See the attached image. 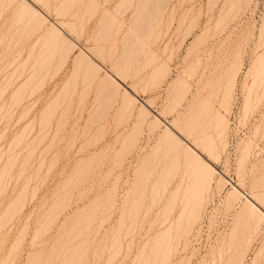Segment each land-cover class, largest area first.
<instances>
[{
  "label": "rangeland",
  "instance_id": "rangeland-1",
  "mask_svg": "<svg viewBox=\"0 0 264 264\" xmlns=\"http://www.w3.org/2000/svg\"><path fill=\"white\" fill-rule=\"evenodd\" d=\"M17 1L11 4L7 0H0V95L3 91L0 96V109H3L0 113V264H138L134 263L137 261L134 258L143 243L159 230L156 224L148 231V221L154 219L153 215L158 209V206L149 209L152 185L155 179H161L165 169L171 165L169 163H173L170 157L177 152L171 153L169 143L162 142L166 135L163 130L167 123L176 121L180 124L177 120L186 115L189 105L202 93L216 107L213 106L214 109L227 117L223 138L225 145L223 148L219 146L220 156L215 158L216 161L207 151L202 154L210 159L217 172L199 217L183 234L180 244H176L168 264H264V220L258 231H254L257 215L249 213L246 200V197H250L264 211V81L261 80L262 73L257 70L259 62L256 58L264 55V0H169L162 20L142 18V23L134 19L137 0H132L135 3H131V7L128 5L129 9H126L127 4L119 5L122 0H75L78 4L74 7L73 1L74 8L70 12L68 9L71 5L68 3L72 0L61 8L62 4L57 5L58 1L63 0H43L49 3L48 7L43 1ZM32 1L50 16L49 22L41 24L42 28L38 25L41 18L35 16L39 20L35 23L33 20L36 19L30 13ZM18 4H26L30 10L24 11L23 6L18 7ZM54 6L63 14L68 10V15H57L58 10L54 11ZM19 8L25 20L23 16L19 18ZM26 12L33 15L28 20L34 22L35 28L38 25L37 29L26 20ZM62 21L69 25L71 21L75 23L76 36L70 33L72 27L66 23L70 31ZM58 23L64 26L66 32L70 31L68 33L78 41L80 47L92 55L97 52L93 58L95 56L94 60L102 64V69L97 71V75L89 73V77L88 72L85 73L86 66L77 65L72 59L81 53L79 48L70 52L66 63L61 60L65 63L63 67L59 65L61 61L58 62L61 58L59 53H53L55 59L49 64L50 69L44 70L45 78L43 72L40 75L43 81L40 78L33 80L26 92L21 93V101H17L18 97L15 99L13 92L25 82L31 67L33 70L37 66H33L32 62L38 59L35 58L39 56L36 53L38 49H44L39 40L48 32L50 34L53 24ZM108 26L112 29H106ZM192 27L194 29L188 35L187 29ZM134 28L138 32L139 29L141 32L145 30L144 34L140 32L132 36L127 30ZM134 37H139L134 42L135 46L141 41L137 49L130 45ZM32 45L36 47L32 49ZM128 46L134 48V51L130 50L131 53L136 51L132 55L137 62H132L135 61L133 57L130 60L134 65L121 64V60L126 59L123 50H129ZM96 47H100V53L95 52ZM29 54L35 55L34 61ZM117 56L123 59L118 57L121 59L119 61ZM138 57L142 61L137 60ZM29 62L32 66H29ZM138 62L142 68L145 64V68H139L136 77L133 73L139 67ZM21 63L23 67L19 65ZM58 65L62 67L60 70ZM123 65L132 68L127 70V75L123 72L124 83H121L122 87L119 86L120 95L117 93V97L111 100L107 93L112 92H106L103 88V78H106V72L113 73L121 68L125 70ZM161 66L163 73H153ZM234 72L236 78L227 111L220 105L223 94L220 88L223 84L219 83H225L226 78L228 80L232 75L234 77ZM257 73H261V87L255 80H259ZM19 74L22 76L19 77ZM253 74H257L256 77ZM11 75L13 77L10 78ZM75 75L77 78L73 79ZM68 80L76 81L75 89L69 90V93L65 85L73 84V81ZM10 81L11 84H8ZM252 82L254 85L257 83L258 88ZM250 85L253 89L248 88ZM128 86L133 87V92H130L137 99L134 100L135 104L132 102L129 105L132 107L124 108L125 99L121 96L123 93L126 96ZM247 88L251 90L246 91ZM64 90L67 95L63 93ZM247 92H251L248 93L250 100L255 101L262 94V100H251L249 110L244 106ZM57 96H65V100L62 97L63 104L58 105L60 108L56 109L54 115H45L47 106L59 99ZM129 96L131 99L132 96ZM15 102L21 103L14 105ZM141 102L147 110L144 106L140 109L143 105ZM139 112L145 116H139ZM47 115L53 117L48 120ZM157 118L161 120L159 124ZM155 119L156 126H153ZM174 131L176 134L180 132L177 128ZM240 151L244 153L240 154ZM245 151L249 152L248 155ZM221 179L224 184L218 182ZM233 185L240 189L243 196L238 194L239 197L235 199L228 195ZM142 193H145L144 196ZM13 202L17 207L15 205L11 209ZM161 205L163 203L159 211ZM7 209L9 213L15 210L11 220ZM138 212L139 220L131 226ZM146 212H149L146 221L141 223ZM176 212H179V207L173 216L177 215ZM3 224L7 225L3 227ZM58 253L59 256H56Z\"/></svg>",
  "mask_w": 264,
  "mask_h": 264
},
{
  "label": "bare ground",
  "instance_id": "bare-ground-1",
  "mask_svg": "<svg viewBox=\"0 0 264 264\" xmlns=\"http://www.w3.org/2000/svg\"><path fill=\"white\" fill-rule=\"evenodd\" d=\"M7 1H9V3H11L12 4V2H16V0L15 1H13V0H7ZM19 1V0H18ZM18 1H17V3H18ZM37 1H40V3H41V1H43V0H37ZM45 1V0H44ZM43 1V2H44ZM64 1V3H62ZM63 1H60V3H59V1H58V5H57V7H59V5L60 4H62V5H60V8L61 7H63V5L65 4L66 5V2H69L68 0L66 1V0H63ZM74 1V2H73ZM184 1V0H183ZM182 1V2H183ZM217 1V0H216ZM240 1V0H239ZM26 2V4H28L29 3V1H28V3H27V1H25ZM34 2H35V0H34ZM33 1H32V6H31V10H30V8L28 9V5H26L25 4V6H24V4L22 5L23 6V10L24 11H28V10H30L31 12V14L33 13V15H34V17H32L31 15H30V13H28V12H26L25 13V16L27 17V15L26 14H28V17H27V19L26 20H28V18L30 19V16L34 19H36V17L35 16H39L40 18H41V22H39V20L38 19H36V20H33V21H35V23H36V21L37 22H39L40 24H38L39 25V28H42L41 27V24L44 22L45 23V21L47 22L49 19H48V17H50V16H48L47 14L48 13H45L41 8H39L38 7V5H36L35 3H34ZM75 4V5H73V3ZM78 1H76L75 2V0H72L70 3H68V5H71L70 6V8H71V10H70V8H69V6L67 5V7L69 8L68 10H69V12L70 11H72V7L74 6H76L78 3H77ZM80 2V1H79ZM126 0H122V2H120L119 1V5L121 4V5H125V4H127L126 5V7L128 6V7H131V3H135L134 5H136V7L134 6V19H138L139 20V22H141L142 20H140V19H142L143 18V20H152V19H157L158 21H159V19L160 20H162L163 18L162 17H164L163 15H164V13H165V11H166V8L168 7V5H167V3H169V0H137V1H132L131 0V2H130V0L128 1V3L126 2ZM176 2V1H175ZM182 2H180L181 4H182ZM214 2V1H213ZM8 3V4H9ZM22 3H23V1H22ZM44 3H46V2H44ZM43 3V4H44ZM77 3V4H76ZM210 3H211V1H210ZM49 3H46V4H44V5H46L47 7L48 6H50V5H48ZM92 4V3H91ZM94 4H95V2H94ZM73 5V6H72ZM118 5V6H119ZM123 5V6H124ZM133 5V4H132ZM18 7H22V6H19V4L17 5ZM45 6V7H46ZM97 6V5H96ZM122 6V7H123ZM66 7V8H67ZM73 7V8H74ZM92 7V6H91ZM95 7V6H94ZM126 8V9H129V8ZM24 8H26V9H24ZM32 8H33V11H32ZM66 8H64L65 10H67ZM97 8V7H96ZM119 8L121 9V7L119 6ZM125 8V7H124ZM55 9H56V11L58 10L57 8H55V6H54V11H55ZM53 10V9H52ZM61 11H62V9H60ZM67 10V11H68ZM17 11L19 12V14L21 15V17H20V15H19V18H22V16H23V11H21V8H19V10L17 9ZM67 11H66V15H68V13H67ZM172 11V10H171ZM50 13V12H49ZM58 13H60V14H63V12L61 13V12H59V10H58V12H57V15H60V14H58ZM132 13V12H131ZM65 14H63V15H65ZM169 14V13H168ZM171 14V13H170ZM63 15H61L62 17H64ZM69 15H71V14H69ZM113 15H115V14H113ZM73 16H75V15H73ZM112 16V15H111ZM110 16V17H111ZM117 17V16H116ZM109 18V17H108ZM113 18V17H112ZM131 18V17H130ZM133 18V17H132ZM23 19L25 20V17L23 16ZM197 20V19H196ZM20 21V20H19ZM21 21H23L22 19H21ZM29 21V20H28ZM32 21V20H31ZM31 21H29V23L30 24H33L34 22L32 21V23H31ZM49 22V21H48ZM63 22V21H62ZM61 22V23H62ZM150 22V21H149ZM28 23V22H27ZM64 24H66V23H68V22H63ZM62 23V24H63ZM71 23V25H69V23H68V25L70 26V27H72L71 28V30H72V32H70L71 30L69 29L70 27L69 26H67V24L65 25V28L67 27V29H69L70 31H68V32H70L71 33V35H72V33L73 34H75L76 33V28H75V23H73L72 21L70 22ZM111 23H113V22H111ZM142 23V22H141ZM145 23V22H144ZM195 23V22H194ZM59 24V23H58ZM61 24V25H62ZM63 24V25H64ZM82 24V23H81ZM34 25V28H35V24H33ZM38 25H36V28L35 29H37L38 27ZM44 25V24H43ZM50 25H52V24H50ZM60 26V24L59 25H55V24H53V28L51 27V30H50V34H49V32H48V29H47V32H48V34L47 35H49V36H47V35H45V37H47V40H44V38L42 37L41 38V40H39V41H41V44H43V45H40V46H43L44 47V49H42V47H41V49H38L39 51L41 50V52H39L38 50H35V51H38V52H36V53H39V56L37 57H35L37 60H36V62H32V65H33V63H34V65L33 66H36V64H37V66L39 65V68L36 66V67H33V70H34V68H37V69H35L34 70V72H32L31 73V71H33L32 70V67H31V71L28 73V74H30L27 78H25L24 80H25V82H23V84H21V86H20V88L17 90V91H15V93L13 92V95L15 96V99H16V97H18V99H16L17 101L19 100V101H21V98H20V96H22V92H26V88H29L30 87V85H32L33 83L32 82H34L33 80H36L37 78H40L42 81H43V79L45 78V73H44V70L46 71V69L48 68V67H51V65H49V64H52L51 63V61L52 62H54L52 59H55L54 58V55L56 54V52L57 53H59V55H60V57L61 58H64V59H61L60 57V59L58 60V62L59 61H61V60H63V61H65V63H66V61H68L69 59V56H70V52L72 53V51L74 50V49H76V48H79L80 50H81V53L79 54H77V55H75L74 56V58H72V59H74V61H75V64L77 63V65H84V66H86V67H84V69L86 68V72L85 73H87L88 72V75H89V77H91V75L90 74H93V75H95V73H96V75L98 74L97 73V71H99L100 69H102V64L100 65V64H98L95 60H97V59H95L94 60V58H95V56H94V58H93V55L94 54H96L97 52H96V50L100 53V47H96L97 49H94L95 50V52L96 53H94L91 49V51H92V53H94L93 55L91 54V52L89 51H86L84 48H82V46L80 47L79 46V44H78V41H76L75 39H73L72 37H71V35H70V33H68V32H66V29L64 30L63 29V27L64 26ZM79 25V24H78ZM113 25V24H112ZM111 25V26H112ZM131 25V24H130ZM109 27L108 26V28H106V29H108V30H110V29H112V27ZM194 26V25H193ZM69 27V28H68ZM133 27V26H132ZM190 27V26H189ZM110 28V29H109ZM114 28V27H113ZM141 28V27H140ZM147 29V27H144V29ZM105 29V30H106ZM137 29H138V27H137ZM136 29V30H137ZM194 29V27H192V28H189V29H187V34L189 35L191 32H192V30ZM34 30V29H33ZM104 30V33L106 32ZM108 30H107V32H108ZM130 30H132V31H130ZM135 30V28L134 29H129V30H127L129 33H131L132 34V36H136V34L138 35L141 31H140V29H139V32L138 31H134ZM65 31V32H64ZM78 31V30H77ZM145 31V30H144ZM143 31V32H144ZM75 32V33H74ZM111 32V31H110ZM127 32V33H128ZM136 32V33H135ZM138 32V33H137ZM143 32H141V33H143ZM148 32V31H147ZM79 33V32H78ZM134 33V34H133ZM46 34V33H45ZM103 34V33H102ZM130 34V35H131ZM144 34V33H143ZM142 34V35H143ZM187 34H186V36H187ZM129 35V34H128ZM129 35V36H130ZM141 35V34H140ZM202 35V34H201ZM75 36H76V34H75ZM79 37V36H78ZM105 37V35L104 36H102V38H101V40L103 39ZM128 37V36H127ZM106 38H108L107 37V35H106ZM139 38V37H138ZM138 38H136L135 39V37H134V41H132L131 43H130V45H134L135 46V44H134V42H137V40H139ZM199 38V37H198ZM44 40V42L46 43H44L43 42V40ZM46 39V38H45ZM130 39V38H129ZM140 39H142V38H140ZM197 39V38H196ZM195 39V40H196ZM100 40V39H99ZM105 40V39H104ZM128 40V39H127ZM131 40H133V37H132V39H130V41ZM125 41V40H124ZM128 42H129V40H128ZM127 42V43H128ZM140 42L141 41H139V44H140ZM197 43V42H196ZM195 43V44H196ZM36 44V43H35ZM138 44V45H139ZM263 44V43H262ZM45 45V46H44ZM127 45H129V43L127 44ZM129 45V46H130ZM137 45V44H136ZM137 45V46H138ZM146 45V44H145ZM144 45V48L146 47ZM197 45H198V43H197ZM33 46V45H32ZM31 46V48L32 49H34V47H36L35 45L32 47ZM126 46V45H125ZM128 46V47H129ZM137 46H135L134 48H136L137 49ZM141 48H143V44L141 43ZM132 47V46H131ZM131 47H129L130 49L128 50L127 48H125L126 50H123L125 53H126V51L128 52V53H121L123 56H125V61H123V60H121V59H123L121 56L119 57V56H117V59H119V58H121V59H119V61L121 60V64H122V62L123 63H126V64H133L134 62H137L135 59H134V54L136 53V51L135 52H132L133 53V55H132V53H131V51L130 50H133L134 51V48H132L131 49ZM140 47V46H139ZM147 48V47H146ZM102 49H103V47H102ZM135 49V50H136ZM31 50V49H30ZM100 50V51H99ZM140 50V49H139ZM145 50V49H144ZM147 50V49H146ZM122 51V50H121ZM122 51V52H123ZM129 51H130V53H129ZM143 51V50H142ZM148 51V50H147ZM30 52V51H29ZM140 52V51H139ZM144 52H146V51H144ZM31 54L33 53V50L30 52ZM53 53H55L54 55H53ZM62 53V54H61ZM142 53V52H141ZM146 53H148V52H146ZM31 54H29V56L31 57H27L28 59L30 58V59H32L33 58V61L35 60L34 59V56H31ZM35 54V53H34ZM119 54V53H118ZM264 54V53H263ZM63 55V56H62ZM155 55V54H154ZM260 55H261V53H260ZM51 56L53 57V58H51ZM113 56V55H112ZM139 56V55H138ZM55 57H57V56H55ZM115 57V56H114ZM119 57V58H118ZM133 57V59L135 60V61H132V62H130V60H131V58ZM137 57V56H136ZM135 57V58H136ZM27 58H25V60L27 59ZM111 58H113V57H111ZM139 58V57H138ZM154 58V57H153ZM257 58V62H259L258 64H259V67L262 65H264V55L262 56V57H256ZM258 58H259V61H258ZM68 59V60H67ZM117 59H116V61H117ZM132 59V60H133ZM145 59V56L143 57V60ZM137 60H141L140 58L139 59H137ZM30 61V60H29ZM118 61V62H119ZM142 61V60H141ZM154 61H155V59H154ZM256 61V60H255ZM24 62V61H23ZM26 63H28L27 62V60L25 61ZM24 62V63H25ZM24 63H23V65H24ZM60 63V62H59ZM58 63V64H59ZM65 63H63L62 61H61V64H59V65H62V67H63V64H65ZM15 64V63H14ZM30 64V65H29ZM29 66H32L31 65V63L29 62ZM120 64V65H121ZM142 64V63H141ZM254 64H256V63H254ZM257 64V65H258ZM261 64V65H260ZM19 65H21L22 66V63L21 64H19ZM18 65V66H19ZM26 65V64H25ZM59 65H58V70H60V68H62L61 66L59 67ZM77 65H75V66H77ZM115 65V64H114ZM117 65H119V64H117ZM134 65V64H133ZM132 65V66H133ZM138 65H139V67L137 68V70H135L136 72H134L133 73V75H135L136 77H138V73H139V68H142V67H140V66H142V65H140L139 64V62H138ZM138 65H136V66H138ZM144 65V68H145V64H143ZM165 65V64H164ZM163 65V67H166V66H164ZM17 66V67H18ZM28 66V67H29ZM124 66V65H123ZM126 66V65H125ZM124 66V69L125 70H123V68H121V69H116L113 73L110 71V72H106V70H105V72L107 73L106 75V78L104 77L103 79H104V81H105V79H106V81L104 82V81H102V86H103V88L104 89H106L105 91L107 92V90L108 91H110V92H112L111 94L110 93H107V94H109L110 96H111V100H114L115 98L114 97H117V95L119 94L120 95V93H118L119 92V90L121 89V88H119V86L121 85V83L123 82L122 81V79L124 78L123 76H124V74H126L127 75V73H129L128 71H130V70H128L129 68L126 66L125 67ZM253 66V65H252ZM23 67V66H22ZM25 67H27V66H25ZM134 67V66H133ZM258 67V66H257ZM259 67H258V69L257 70H259L258 72H261L262 73V76L263 77H261V73H257L258 74V77L257 78H259V77H261L262 79V81H264L263 80V78H264V66H263V68L260 70L259 69ZM76 68V67H75ZM83 68V67H82ZM132 68V67H131ZM130 68V69H131ZM136 68V67H135ZM144 68H142V70L144 69ZM155 67H153V69H154ZM157 68V67H156ZM155 68V69H156ZM160 68H162V66L161 67H159V69L157 68L156 70H154V72L153 73H155V71H156V73L158 74V73H160V72H164V70H162V69H160ZM252 68V67H251ZM16 69V68H15ZM18 69H19V67H18ZM29 69H27V71H29ZM50 68H48V70H49ZM164 69H166L167 70V68H164ZM255 69H256V67H255ZM47 70V71H48ZM128 70V71H127ZM139 70V71H138ZM257 70H256V72H257ZM18 71V70H17ZM26 70H25V74H26V72H27ZM108 71V70H107ZM113 71V70H112ZM132 71H134L133 69H132ZM238 72H239V70H237ZM42 72H43V74H42ZM123 72H124V74H123ZM126 72V73H125ZM162 72V73H163ZM237 72V73H238ZM12 73L13 74H15L13 71H12ZM90 73V74H89ZM137 73V74H136ZM155 73V74H156ZM11 74V73H10ZM17 74V73H16ZM24 74V75H25ZM44 75L43 76V79H42V77L40 76V75ZM131 74H132V72H131ZM131 74H128V75H131ZM154 74V75H155ZM156 74V75H157ZM161 74V73H160ZM159 74V75H160ZM236 73L234 72V75H235ZM256 74V75H257ZM22 75H23V73H22ZM22 75H18L19 77H21ZM87 75V74H86ZM85 75V76H86ZM92 75V76H93ZM125 75V77H127ZM256 75L254 76V74H253V76L254 77H256ZM260 75V76H259ZM15 76V75H14ZM40 76V77H39ZM77 75H75L74 76V78L73 79H75V78H77L76 77ZM162 76H164V75H161V77ZM227 76V75H226ZM231 76V75H230ZM233 76V75H232ZM230 77V78H228V80H227V78H226V82L225 83H219L220 85L221 84H223V85H221L220 87V92H221V90L223 91V94L221 95L222 96V98H221V100H220V105H221V107L223 106V107H225V110H227V111H229L228 109V106H230L229 105V103H230V98H229V95L231 94L230 92H232L231 90H232V88L234 87V83H235V78H236V75L234 76V77ZM11 77H13L12 75L10 76V78ZM19 77H17V78H19ZM25 77H26V75H25ZM94 78L96 77V76H93ZM156 77V76H155ZM154 77V78H155ZM207 77V76H206ZM209 78H210V76H208ZM207 77V78H208ZM86 78H87V76H86ZM93 78V79H94ZM99 78V77H98ZM131 78V77H130ZM158 78H160V77H158ZM202 78V77H201ZM200 78V79H201ZM14 79H15V77H14ZM88 79V78H87ZM91 79V78H90ZM102 79V80H103ZM134 79V78H133ZM164 79V78H163ZM212 79V78H211ZM12 80V79H11ZM23 80V81H24ZM77 80V79H76ZM156 80V79H155ZM225 80V79H224ZM256 80V82H258V84L260 83L261 84V82H259L260 81V78H259V80H257V79H255ZM42 81H39V83H41ZM73 81V80H72ZM72 81H69L68 80V82H72ZM101 81V80H100ZM202 82H203V80H201ZM200 81V82H201ZM207 81H209V80H207ZM76 82V81H75ZM74 81H73V84H71V83H66L67 85L68 84H70V85H65V89H67L68 90V93H69V90L71 91V90H73V88L74 87H76V86H74V85H76V84H74L75 83ZM199 82V81H198ZM201 82V83H202ZM253 82H255V81H253ZM253 82H252V85H254L253 84ZM124 83V82H123ZM207 83V82H206ZM262 83H264V82H262ZM8 84H11V81H10V83H8ZM204 84V83H203ZM213 83H211L210 85H212ZM257 84V83H256ZM255 84V85H256ZM258 84H257V88H258ZM260 84H259V86H260ZM39 85V84H38ZM198 85V84H197ZM204 85H206V84H204ZM204 85H202V87H204ZM209 85V84H208ZM245 85V84H244ZM254 85V86H255ZM7 86H9V85H7ZM29 86V87H28ZM120 87H122V85L120 86ZM198 87V86H197ZM201 87V88H202ZM210 87H212V86H208V88H210ZM215 87V86H214ZM251 88V85L250 86H248V88ZM261 87V86H260ZM264 87V86H263ZM34 88H36V86L34 87ZM102 88V87H101ZM125 88V87H124ZM127 88H129V90L128 89H126L127 91H126V93H125V95L126 96H123L124 95V93H123V95L121 96V98H123L124 97V102H123V105H122V107H126V108H130V107H132V106H129V105H132L131 103L132 102H134V104H135V101L134 100H136L137 99V97H135V95L134 94H132V89L131 88H133V87H127ZM247 88V90L246 91H248L249 89ZM255 88H256V86H255ZM6 89V88H5ZM33 89V88H32ZM75 89V88H74ZM134 89H135V87H134ZM189 88H187V90H188ZM218 89V91H219V87L217 88ZM251 89H253V86H252V88ZM250 89V90H251ZM264 89V88H263ZM23 90V91H22ZM25 90V91H24ZM34 90V89H33ZM130 90L132 91V92H130ZM211 90V89H210ZM214 90V89H213ZM249 90V91H250ZM65 92H63L65 95H67V91L66 90H64ZM104 91V90H103ZM198 91V90H197ZM208 91V90H207ZM136 92V91H135ZM2 93H3V91H2ZM1 93V95H3ZM118 93V94H117ZM213 93V92H212ZM251 94V92H247V98H246V100H245V108H247L248 110L250 109V107H249V105L250 104H252V101L251 100H253L252 98H251V100H250V97L251 96H249V94ZM261 93V92H260ZM263 94H264V92H262ZM131 95V96H129V97H131V99L130 98H128V95ZM198 94V93H197ZM203 94V93H202ZM202 94L201 95H199V97H198V99L197 100H193V102L189 105V107H188V109H187V112H186V115H184L183 114V118L181 117V118H179L177 121H179L180 122V124H177V122L175 121V122H173V123H167L166 124V129L165 130H163V131H166V135L164 136V138H163V143H164V141H167L168 143H169V149H170V151H171V153H173V152H175V151H177L176 152V154L175 155H173L172 157H170V154L168 155V153H166V155L167 156H169L171 159H173V163H172V161H171V163H169V164H171L167 169H165V171H164V174L163 175H159V174H161V172L158 174L160 177H161V179H159V177H158V179H157V181H156V179L154 180L155 182L153 183V185H152V188H151V190H153L152 192H153V194H152V198H151V204L149 205V209H152V208H155L156 206H158V209H157V213H155V216L153 215V217H154V219L153 220H150V221H148L149 222V229H148V231H150L152 228H153V226L154 225H158L159 226V230H155L156 232H155V234L150 238V239H146V241L144 242L145 243V245H144V243H143V247H141V250L138 252V254L135 256V258L134 259H136L137 261H134V263H138V264H140V263H142V262H147L146 264H168V262L170 261V257H171V254L176 250L175 248H176V244L178 245V243L180 244V239L183 237V234L186 232V231H188V230H190V228L193 226V224H194V222L197 220V218L199 217V215H200V210H201V207H203V205L202 204H204V201H205V199H206V196L208 195L207 194V192H209V190L211 189V186H212V181H213V177H214V174L217 172V170H216V168L210 163V159L209 158H205V157H203V152H208V153H210V157L214 160V161H216V159H217V157L219 158V156L220 155H218V153L220 152V151H218V148H219V146H222L221 148H223L224 147V145H225V143H224V141H223V138H224V134H225V130H226V125L228 124H226V118L227 117H225L226 115L225 114H222L221 112H219V111H217L216 109H214V105L211 103V101L210 100H208L207 98H205V97H203L202 96ZM219 94V93H218ZM217 94V95H218ZM0 95V96H1ZM69 95V94H68ZM108 95V96H109ZM208 95H210V94H208ZM261 96H258L259 97V99L257 100V101H255V99L253 100L254 102H258L260 99L262 100V94H260ZM249 96V97H248ZM257 96V95H256ZM59 96H57L56 98H58ZM63 98L65 97V96H62ZM62 97H59V99H61L60 101H59V99H57V101H55V102H51L52 103V105L50 104L49 105V107L47 106V108L45 109L46 111V113L44 112V114L46 115V114H52V115H54L53 113H56L55 111H56V109L59 107V106H61V104H63L61 101H63V98ZM112 97L114 98V99H112ZM211 97V96H210ZM261 97V98H260ZM56 98H55V100H56ZM120 98V99H121ZM132 98H134L133 99V101H132ZM217 98V97H216ZM215 98V99H216ZM15 99H14V101H15ZM183 99H185V98H183ZM64 100H65V98H64ZM229 100V101H228ZM140 101V100H139ZM144 101V100H143ZM61 102V103H60ZM182 102V101H181ZM261 102V101H260ZM18 103H21V102H18ZM18 103H13L14 105L15 104H17L18 105ZM122 103V102H121ZM142 103V102H141ZM12 104V105H13ZM143 104V103H142ZM179 104V103H178ZM257 104V103H256ZM59 105V106H58ZM148 105V104H147ZM145 107V105L143 104L141 107H140V109H142V107ZM149 106V105H148ZM214 106V107H213ZM256 106V105H255ZM2 107V106H1ZM0 107V108H1ZM124 107V108H125ZM249 107V108H248ZM60 108V107H59ZM58 108V109H59ZM146 108V107H145ZM144 108V109H145ZM216 108V107H215ZM244 108V109H245ZM252 108H254V107H252ZM123 109V108H122ZM139 109V110H140ZM150 109V108H149ZM1 110H3V109H0V113H1ZM126 110H128V109H126ZM146 110H147V108H146ZM146 110H143V112H145ZM246 110V109H245ZM247 110V111H248ZM149 111V110H148ZM246 112V111H245ZM140 113L141 112H139V116H145V115H140ZM146 113H148L149 114V112H147L146 111ZM146 113H144V114H146ZM227 113V112H226ZM247 113V112H246ZM52 115H50L51 117H49V115H47L49 118H48V120L50 119V118H52L53 116ZM225 115V116H224ZM158 119V121H157V123L159 122H161V120L159 121V118H157ZM47 120V121H48ZM176 120V119H175ZM158 123V124H159ZM48 124H49V121H48ZM153 124H155V125H153V126H156V119H155V122H153ZM157 124V126H159ZM164 124V123H163ZM45 125H47V122H46V124ZM45 125H44V127H45ZM161 125V124H160ZM165 125V124H164ZM28 126V125H27ZM43 127V128H44ZM176 128L177 129H179V131L182 133H180V132H178L177 131V134L175 133V131L174 130H176ZM45 129V128H44ZM44 129H42V130H44ZM163 133H165V132H163ZM179 133V134H178ZM175 134V135H174ZM162 136V137H163ZM175 136V137H174ZM161 137V138H162ZM189 139H191V141H188ZM166 142V143H167ZM161 143V142H160ZM168 143L166 144L167 146H168ZM222 143H224V144H222ZM244 146H245V144H243ZM183 147V148H182ZM240 147V146H239ZM182 148V149H181ZM241 148H242V146H241ZM158 149V148H157ZM159 149H160V147H159ZM167 150H168V148H167ZM201 150V151H200ZM244 150V149H243ZM245 150H247V151H250V149H246L245 148ZM158 151V150H157ZM156 151V152H157ZM247 151H245L246 152V154L248 155V153L249 152H247ZM206 152V153H207ZM170 153V152H169ZM243 153H244V151H243ZM243 153H241V151H240V154H243ZM213 154H215V156H213ZM165 155V156H166ZM245 155V154H244ZM244 155H242V157H245ZM216 158V159H215ZM166 159L168 160V157H166ZM17 160V159H16ZM28 160H30L29 158H28ZM170 160V159H169ZM181 160H183L182 162L183 163H181ZM242 160H243V158H242ZM167 163H168V161H167ZM182 164V165H181ZM13 165H14V163L12 164V167H13ZM165 166H166V164H165ZM167 167V166H166ZM5 170H6V168H4ZM161 169H163V168H161ZM5 170H3V172L5 171ZM1 177V176H0ZM221 177V176H220ZM225 180V179H224ZM222 179L219 181L218 180V182H221L222 183ZM227 181V180H226ZM0 182H1V179H0ZM221 183H220V185H221ZM225 183V182H224ZM224 183H222V184H224ZM218 184V183H217ZM233 188H232V190L230 191V193L228 194L231 198H237V197H239V196H237L238 194L239 195H242L243 196V193L240 191V189L237 187V186H235V185H233L232 186ZM145 194V193H144ZM144 194L142 193V195L144 196ZM207 194V195H206ZM237 196V197H236ZM254 196V195H253ZM208 197V196H207ZM256 197V196H255ZM260 198V197H259ZM138 199H140V198H138ZM208 199V198H207ZM251 198L250 197H246V200H247V202L249 203V205H248V210H249V213L251 214V215H257V222L255 223V226H254V231H258V228H260L259 226H260V223H261V221H263L264 220V211L262 210V209H260V208H262L260 205H258V206H260V208L256 205V203L257 202H255L254 203V201L252 202L251 200H250ZM261 199V198H260ZM18 200V199H17ZM228 200H229V198H228ZM234 200V199H233ZM261 201H262V199H261ZM230 202H232L231 200H230ZM259 202V201H258ZM14 203V204H13ZM11 205H9V206H11L10 208L12 209V208H14V206L16 205L15 204V202H13ZM161 203H163V205H161L162 206V209H161V211H159V209L161 208H159V206H160V204ZM247 203V204H248ZM137 204H138V202H137ZM142 205V204H141ZM8 206V207H9ZM246 206V205H245ZM15 207H17V205L15 206ZM139 206H137L136 207V209L138 208ZM177 207H179V212L177 213V215H175V216H173V212L174 211H176V208ZM244 207V206H243ZM16 209V208H15ZM141 209V208H140ZM243 210L245 209V208H242ZM14 210V209H13ZM13 210H12V213L10 212L9 213V211H8V209H7V211H8V217L10 218H8L9 220H11L12 219V216L14 217V213L15 212H13ZM7 211H5L6 213H7ZM15 211V210H14ZM140 211V210H139ZM5 212H4V215H5ZM18 212V211H17ZM241 212H242V210H241ZM240 212V213H241ZM245 213V212H244ZM148 214H149V212H146V213H144L143 215H145L144 217H143V219H142V221L140 220V222L141 223H144L145 221H146V218H147V216H148ZM7 215V214H6ZM16 215V214H15ZM241 215H243V214H241ZM249 215V214H248ZM2 217V216H1ZM6 217V216H5ZM139 217H140V212H138L137 213V215L134 217V219H133V223L132 224H130L131 226L133 225V224H136L137 223V221L139 220ZM152 217V218H153ZM3 218V217H2ZM256 218V217H255ZM6 219H7V217H6ZM5 219V220H6ZM68 219V218H67ZM238 219H239V217H238ZM2 220H4V219H2ZM4 220V221H5ZM149 220V219H148ZM55 221V220H54ZM65 221V220H64ZM64 221H62L61 223L63 224V222ZM253 221V220H252ZM6 222H8V220L6 221ZM90 222V221H89ZM140 222H138V223H140ZM253 222H255V221H253ZM10 223V222H9ZM60 223V224H61ZM140 223V224H141ZM1 224H2V221H1ZM60 224H59V226H60ZM90 224V223H89ZM251 224V223H250ZM7 225V224H6ZM6 225H4L3 224V227L4 226H6ZM88 226V225H87ZM12 227V226H11ZM82 227H84V225L82 226ZM131 228V227H130ZM250 228H251V226H250ZM79 229V228H78ZM84 229V228H83ZM11 230V229H10ZM65 231V230H64ZM70 231V230H69ZM74 231V230H73ZM78 231V230H77ZM77 231H75V232H77ZM82 231V230H81ZM71 232V231H70ZM66 233V232H65ZM255 233V232H254ZM63 235V234H62ZM80 235H82V234H80ZM66 236H68V235H66ZM76 237V236H75ZM69 238V237H68ZM67 239V238H66ZM75 239V238H74ZM34 240H35V238H34ZM57 241V240H56ZM67 242V241H66ZM72 242V241H71ZM67 244V243H66ZM76 244V243H75ZM150 244V245H149ZM60 245V244H59ZM147 245H149L148 247H147ZM64 245H62V247H63ZM58 248H60V247H58ZM74 248V247H73ZM178 248V247H177ZM60 250H61V248H60ZM84 251V250H83ZM63 252V254H64V251H62ZM61 253V252H60ZM61 255V254H60ZM73 255H74V253H73ZM56 256H59V253H58V255H56ZM62 257V256H61ZM142 260V262H140ZM64 261H65V259H64ZM50 263V262H49ZM82 264V263H81Z\"/></svg>",
  "mask_w": 264,
  "mask_h": 264
}]
</instances>
